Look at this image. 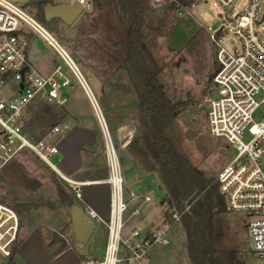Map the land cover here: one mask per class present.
<instances>
[{
  "label": "rangeland",
  "instance_id": "obj_1",
  "mask_svg": "<svg viewBox=\"0 0 264 264\" xmlns=\"http://www.w3.org/2000/svg\"><path fill=\"white\" fill-rule=\"evenodd\" d=\"M13 1L39 21L69 53L108 124L113 118L109 116L112 113L111 103L127 104L136 113L138 98L126 72H117L120 71L119 62L110 47L111 42L120 36V21L109 0L102 11L95 9L91 14H82L72 25L58 18L44 22L42 0ZM189 1L194 2L192 7L180 6L176 10L169 8L171 0L160 2L156 5L157 12L147 17V29L153 34V54L165 66L161 80L168 94L175 101H190V107L179 116L168 133L184 156L205 175L217 180L218 174L234 158L235 151L226 140L212 136L208 127L209 99L213 89L211 76L218 66V48L211 35L224 25L228 26L226 30L229 32L231 26L219 18L223 11L215 0ZM247 3L248 0H239L236 12L246 7ZM29 39L34 68L42 76H49L60 64L73 85L66 91L70 98L67 110L56 104L35 101L31 111L36 113L39 110V113L32 117L30 127L46 129L65 119L71 123H99L83 88L54 50L37 35L29 36ZM218 40L229 50L239 49V42L230 33ZM95 79L104 86L102 97ZM112 92L119 95H111ZM118 107L114 105V111ZM62 139L57 137L56 141ZM149 158L155 169L154 160ZM54 162L62 171L58 160ZM58 187H62L75 202L72 185L28 151L22 152L3 169L0 202L13 209L20 222L12 256L5 264H78L84 258L103 257L108 234L106 226L86 215L95 231L87 243L78 241L72 233L70 218L61 203ZM147 211V207L141 208L140 215L129 223L128 230L143 229L161 216V211L155 210V207L150 213ZM222 223L223 231L218 243L221 255L234 251L242 263L260 264L261 260L252 253V242L242 220L225 213ZM64 244L65 250L62 249ZM145 264H191L185 234L178 225L171 245L155 247Z\"/></svg>",
  "mask_w": 264,
  "mask_h": 264
},
{
  "label": "built area",
  "instance_id": "obj_2",
  "mask_svg": "<svg viewBox=\"0 0 264 264\" xmlns=\"http://www.w3.org/2000/svg\"><path fill=\"white\" fill-rule=\"evenodd\" d=\"M101 1L104 0H42L45 4L81 7L83 15L91 14ZM215 1L223 11L222 19L231 27L227 32L228 26L224 25L211 35L218 48L219 70L213 78L211 96L216 92L218 97L210 96L208 127L212 136L226 140L235 151L234 158L218 174L219 193L226 213L242 220L252 242V253L264 264V0H248L239 12V0ZM228 33L239 42V49L221 45L218 38ZM35 35L54 50L83 88L104 139L109 218L104 220L90 207H81L85 217L89 215L106 226L107 243L101 259L84 258L78 264H145L155 247L171 245L172 232L189 207L182 213L167 209L169 218L165 217L163 224L150 233H125V215L136 196L127 190L119 149L100 105L69 53L13 0H0V175L18 155L28 151L72 185L54 162L61 160L56 138L69 133L71 122L64 120L46 129L31 128L29 124L35 101L62 108L68 100L66 91L73 87L60 64L49 76H42L34 68L29 36ZM74 191L81 199V192ZM144 201L150 203L153 199L146 196ZM139 212L134 210L133 215ZM19 226L17 213L0 202V264L10 260Z\"/></svg>",
  "mask_w": 264,
  "mask_h": 264
},
{
  "label": "trees",
  "instance_id": "obj_3",
  "mask_svg": "<svg viewBox=\"0 0 264 264\" xmlns=\"http://www.w3.org/2000/svg\"><path fill=\"white\" fill-rule=\"evenodd\" d=\"M106 1L99 2L96 9L102 11ZM109 1L120 21V36L111 42L110 47L119 62L118 69L126 72L138 98L137 133L148 148L165 188L162 203L178 213L189 207L178 226L185 234L190 263L244 264L237 252L230 251L225 256L219 252L222 217L226 210L217 180L205 175L184 156L168 133L179 116L190 107V101H175L161 80L165 66L153 54V34L147 29V17L157 10L150 0ZM44 5L42 2L41 6ZM193 5V1L174 0L169 8L176 10L180 6L190 8ZM218 70L216 66L212 78ZM58 191L64 207L75 204L74 198L62 187H58ZM165 217L169 218L168 213ZM62 249H66L65 244Z\"/></svg>",
  "mask_w": 264,
  "mask_h": 264
},
{
  "label": "crops",
  "instance_id": "obj_4",
  "mask_svg": "<svg viewBox=\"0 0 264 264\" xmlns=\"http://www.w3.org/2000/svg\"><path fill=\"white\" fill-rule=\"evenodd\" d=\"M150 1L152 6L156 9V5L166 0ZM171 2L173 1L171 0ZM121 71L122 70L117 72ZM118 76L120 77V74ZM95 82L101 91V97L104 96L105 91L102 82L100 84L97 79H95ZM111 95L118 96L119 94L112 92ZM66 96L68 98L67 103L62 107L65 110H67L70 105V98L68 95ZM118 103L119 102L114 103L115 106H119V109L116 111H114L113 103L110 104L112 113H110L109 116L113 118H110V123L108 125L119 149L127 190L136 196V199L130 203L129 210L125 215V233L130 234L133 230L150 233L160 227L164 222L167 206L162 203V200L165 197L166 191L157 169H153L151 166L149 158V156L151 157L150 152L148 148L143 145V141L137 133L136 113L133 109H130L127 104L118 105ZM37 113H39V110L33 114ZM114 113L118 115H114ZM65 120L69 121V119ZM70 124L71 130L59 142L61 151V160L59 164L62 167L60 173L72 183L73 189H78L81 192V199H78L75 193V204L79 206H88L101 218L107 220L110 215V190L106 183L107 167L105 146L100 125L99 123ZM146 164L148 168H146ZM146 196H151L153 201L150 203L145 202L144 197ZM144 207H147V212L149 213L155 207V210L161 211V216L157 221H153L143 229L133 228L132 230H128L129 223L133 221L136 216L140 215L134 216L133 211L139 210L141 212V208L143 209Z\"/></svg>",
  "mask_w": 264,
  "mask_h": 264
},
{
  "label": "water",
  "instance_id": "obj_5",
  "mask_svg": "<svg viewBox=\"0 0 264 264\" xmlns=\"http://www.w3.org/2000/svg\"><path fill=\"white\" fill-rule=\"evenodd\" d=\"M44 20L46 22L52 19L58 18L68 25H72L77 21V19L82 15V8L73 5L59 4L53 5L47 3L42 7ZM227 16H225L226 18ZM219 18H223L220 14ZM218 94L215 92L212 94L211 98L216 99ZM66 213L71 218L72 232L74 237L82 242L87 243L93 235L94 226L85 217V212L81 206L78 204H68L65 206Z\"/></svg>",
  "mask_w": 264,
  "mask_h": 264
}]
</instances>
